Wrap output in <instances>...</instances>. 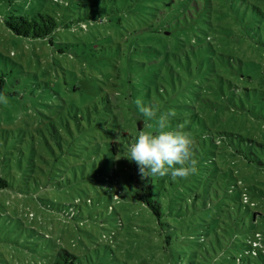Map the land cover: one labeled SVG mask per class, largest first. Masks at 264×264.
<instances>
[{
	"label": "rangeland",
	"instance_id": "374dc122",
	"mask_svg": "<svg viewBox=\"0 0 264 264\" xmlns=\"http://www.w3.org/2000/svg\"><path fill=\"white\" fill-rule=\"evenodd\" d=\"M92 1L0 0V177L8 182L0 190V264H48L58 245L82 255V264H171L168 253H154L147 225L134 216L142 208L126 188L133 166L141 186H150V177L141 179L127 156L140 131L157 132L156 120L139 113L137 99L157 106V116L170 114L165 131L178 130V118L196 114L189 129L182 127L194 144L200 139L193 125L201 119L209 128L214 115L220 126L232 123L242 136L264 143V119L233 108L225 86L211 81L209 88L195 71L221 67L214 57L203 58L204 40L217 47L221 39L207 42V34L196 29L215 33L198 23L194 0H100L101 19L83 21L81 29L77 21ZM13 13L48 14L57 30L46 39L16 36L4 23ZM201 98H210L212 107L206 109ZM51 125L65 139L63 154L49 135ZM221 140L219 148L208 141L200 142L201 149L195 145L206 160V176L231 174L229 186L235 188L228 204L244 191V200L255 203L250 208L263 216L256 225L233 227L235 239L223 256L264 264V252L261 258L244 253L256 232L264 247V166L232 154L264 157L258 147ZM113 142L116 157L109 152ZM170 179L155 183L153 194L163 201L189 199V183ZM199 231L184 227L177 234ZM172 247L189 251L190 244Z\"/></svg>",
	"mask_w": 264,
	"mask_h": 264
},
{
	"label": "trees",
	"instance_id": "16d2710c",
	"mask_svg": "<svg viewBox=\"0 0 264 264\" xmlns=\"http://www.w3.org/2000/svg\"><path fill=\"white\" fill-rule=\"evenodd\" d=\"M219 1L194 0L192 6L200 15L198 23L207 24L208 31L215 32L209 34L204 29L196 27L199 32L207 34L206 41L212 42L214 39H221V43L219 45L217 43V47L205 46L204 40L203 58L211 60L214 57L223 67L199 70L196 66L195 71L198 75L203 76L209 88H213L210 85L211 81L215 82L219 88L223 89L225 86L233 95L228 96V99L232 98L230 104L233 108L237 107L240 111L255 116V118L264 119V0ZM92 2L91 8H86L84 18L77 21V25H80L81 29L85 25L83 21L95 22L101 19L100 12L96 9V2H100V0ZM4 23L16 36L31 39H46L57 30L54 18L45 13H32L30 16L13 13L4 20ZM218 33H220L219 36L216 35ZM216 36L217 38H215ZM196 38L199 37L196 36ZM242 45H245L243 48H246L244 52L239 49V46ZM176 47L177 45L174 47L175 50ZM237 65L239 67H236ZM207 76L209 80H206ZM2 85L3 78L0 77V89H2ZM223 95L227 99L224 93ZM201 100L205 102L206 109L212 107L213 102L210 98H201ZM195 118H198L196 114L183 115L175 122L177 127L182 124L184 128H188L192 126L191 122ZM220 121L214 115L212 123L208 125L209 128L205 127L201 119L193 125L199 130V133L195 135L200 140L193 143L192 153L193 159L197 162V171L188 178H183L189 183L186 185L190 190L189 199L180 196L175 200L163 201L159 196L153 194L152 186L154 188L155 183L170 181V174L164 177L153 176L150 178V186L142 187L138 181L136 166L128 168L130 175L126 188L130 201L138 203L135 205L142 208V211L134 216L139 222L147 225V231H150L149 235L155 241L154 253L160 254V256L168 253L172 258L171 264H239L236 257L226 258L223 256V251L225 252L226 247L232 245L235 239L233 227L245 228L247 225H256L257 219L263 218L260 212L250 208L254 207L255 203L248 204L244 200L247 196L244 191L238 189L240 196L233 199L230 205L228 204L226 199L233 198L231 194L235 188L229 186L230 180L234 178L231 174L224 172L219 176H206L208 174L205 169L206 160L202 158L198 147L195 146L198 145L201 149V141L204 146L208 141L209 145L219 148L222 143L221 138L225 137L231 141L248 144L249 150L260 148L258 152L264 157V143L242 136L240 130L236 129L232 123L222 127L217 124ZM49 133L51 138H55L56 144L63 154L62 141L65 139L61 137L59 129L51 125ZM126 134L128 135L127 132H122V135ZM118 150V144L111 143L109 152L112 157H116ZM250 154H252V158L250 156L243 158L240 154H232V156L239 158L241 162H245L247 159L258 166H264V160L259 155L248 152V155ZM211 163L215 164V160ZM175 167H180V165ZM209 187H212V190H208ZM7 188L8 182L0 177V190ZM218 191H222L223 199L219 197ZM213 196L219 202L214 203ZM241 210H244V216L238 215ZM180 223L184 224L186 229L198 227L201 228V231L194 236L189 235V232L177 234V230L182 232L184 228L183 226L180 228ZM253 238L247 240L246 245L249 249L244 253L261 258L262 252H264L262 235L256 232ZM173 244L178 246L190 244L189 251L173 248ZM116 247L117 249L121 248L120 245H116ZM217 250L221 253H217ZM81 256L58 245L52 251L48 264H82ZM247 264L250 262L247 261Z\"/></svg>",
	"mask_w": 264,
	"mask_h": 264
},
{
	"label": "clouds",
	"instance_id": "9594fccd",
	"mask_svg": "<svg viewBox=\"0 0 264 264\" xmlns=\"http://www.w3.org/2000/svg\"><path fill=\"white\" fill-rule=\"evenodd\" d=\"M0 96V101L4 100ZM137 109L145 119H155L157 132L149 134L140 131L135 143L130 145L129 162H135L141 179L153 176L188 178L197 171L196 161L192 157L193 142L183 133L182 125L175 131H165L169 113L157 116L158 108L135 101ZM180 165V167H175Z\"/></svg>",
	"mask_w": 264,
	"mask_h": 264
}]
</instances>
